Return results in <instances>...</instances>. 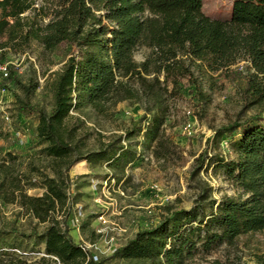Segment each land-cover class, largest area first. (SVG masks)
<instances>
[{
    "label": "trees",
    "instance_id": "16d2710c",
    "mask_svg": "<svg viewBox=\"0 0 264 264\" xmlns=\"http://www.w3.org/2000/svg\"><path fill=\"white\" fill-rule=\"evenodd\" d=\"M204 1L0 0V66L8 70L7 77L0 72V89L8 83L21 88L16 109L38 116L36 143L53 174L33 160L23 169L15 155L0 160V202L19 206L45 225L30 234L0 229V235L34 237L44 247L41 255L28 257L19 244L0 240V264H103L74 241L65 219L58 217L68 210V173L81 161H106L116 174H124L137 158L131 142L141 135L143 149L155 144L153 154L165 157L169 141L164 126L182 81L195 84L201 103L206 101L196 72L210 79L216 73L243 79L245 106L259 110L216 131L214 144L220 145L225 135L241 130L232 141L235 158L204 153L192 173L198 175L208 161V168L221 170L233 183L237 195L218 201L206 189L191 210L164 207L156 226L138 231L112 257L140 264H188L202 252L264 231V0H233L227 20L206 15ZM33 44L47 56L62 47L69 50L63 65L46 79L50 112L31 102L39 83H22L18 67L8 59V53L26 54ZM143 47L151 52L138 62L135 55ZM240 63L244 70L235 67ZM127 101L145 104L146 114L124 134H97L98 149H90L87 122L97 115L112 117ZM8 136L0 123V139ZM35 182L45 188L40 196L27 192L26 185Z\"/></svg>",
    "mask_w": 264,
    "mask_h": 264
},
{
    "label": "rangeland",
    "instance_id": "374dc122",
    "mask_svg": "<svg viewBox=\"0 0 264 264\" xmlns=\"http://www.w3.org/2000/svg\"><path fill=\"white\" fill-rule=\"evenodd\" d=\"M232 5L233 0H205L203 11L212 18L227 20ZM150 52L146 47L139 49L136 61H144ZM68 53V48L62 47L59 52L47 56L37 44H33L26 54L8 53L9 62L18 67L22 83L30 80L39 83L40 88L32 95L31 102L46 112L52 109V94L45 87L46 79L63 65ZM235 67L244 70V63ZM196 77L207 95L206 101L201 103L195 84L188 79L182 81L180 96L173 101L164 126L169 141L164 148V152L168 150L165 157L157 158L153 154L155 144L143 149L141 135L131 142L136 144L137 158L126 167L124 174H116L106 161H81L68 173V210L58 217L65 219L74 241L97 256L99 261H104L103 264H140L112 256L117 247L125 245L138 231L156 226L163 217L164 207L191 210L206 189L218 201L225 196L237 195L233 183L221 170L208 168V161L198 175L192 173L196 159L204 153L208 158L215 155H224L229 160L235 158L232 141L240 138L241 130L225 135L220 145L214 144L216 131L237 118L245 121L259 110L245 106L243 79H227L219 73L210 79L199 72ZM17 95H23L18 85L8 83L6 89H0V123L9 133L8 138L0 139V160L9 154L17 156L23 165L33 160L53 176L49 159L36 143L38 116L19 114ZM145 108L142 102L127 101L117 106L112 117L93 116L87 122L92 133L90 149H98L97 134H124L132 121L136 122L146 114ZM189 124L191 128L187 131ZM114 175L122 176V179L118 181ZM26 189L32 196H40L45 191L38 182L28 183ZM44 227L19 206L0 202V229L3 231L16 229L30 234L34 228L42 231ZM0 237L4 245L19 244L28 257L41 255L44 249L34 237L22 238L17 233L1 234ZM188 264H264V231L242 236L233 246L225 244L209 253L202 252Z\"/></svg>",
    "mask_w": 264,
    "mask_h": 264
},
{
    "label": "built area",
    "instance_id": "2783aa9c",
    "mask_svg": "<svg viewBox=\"0 0 264 264\" xmlns=\"http://www.w3.org/2000/svg\"><path fill=\"white\" fill-rule=\"evenodd\" d=\"M0 70H1V72L3 73V75H4L5 77L8 76V70H7V66H6V65H5V66H1V67H0ZM7 119H9V117H7ZM190 128H191V125H190V124L186 126V130H187V131H189ZM93 259H94L95 261H98V260H99L98 257L95 256V255L93 256Z\"/></svg>",
    "mask_w": 264,
    "mask_h": 264
}]
</instances>
